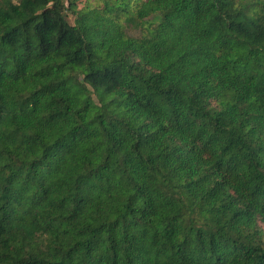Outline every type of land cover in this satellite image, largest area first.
<instances>
[{
	"label": "trees",
	"instance_id": "16d2710c",
	"mask_svg": "<svg viewBox=\"0 0 264 264\" xmlns=\"http://www.w3.org/2000/svg\"><path fill=\"white\" fill-rule=\"evenodd\" d=\"M78 1L0 0V264H264V0Z\"/></svg>",
	"mask_w": 264,
	"mask_h": 264
},
{
	"label": "rangeland",
	"instance_id": "374dc122",
	"mask_svg": "<svg viewBox=\"0 0 264 264\" xmlns=\"http://www.w3.org/2000/svg\"><path fill=\"white\" fill-rule=\"evenodd\" d=\"M88 3L95 5L97 3V1H95V0H79L77 7L81 8ZM73 20H74V15L69 12L68 13V21L72 24ZM124 23H125L124 29L128 35L135 36V37L142 35V33L144 31V29H142L143 28L142 25L136 23L135 21L133 22V21H129V20L128 21L125 20Z\"/></svg>",
	"mask_w": 264,
	"mask_h": 264
}]
</instances>
